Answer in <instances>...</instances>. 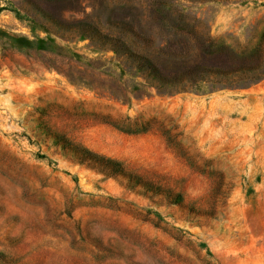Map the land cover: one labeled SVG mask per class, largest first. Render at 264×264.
Masks as SVG:
<instances>
[{
  "label": "rangeland",
  "instance_id": "1",
  "mask_svg": "<svg viewBox=\"0 0 264 264\" xmlns=\"http://www.w3.org/2000/svg\"><path fill=\"white\" fill-rule=\"evenodd\" d=\"M157 1L0 0V264H264V0L172 5L202 35L249 56L259 69L239 76L258 82L180 93L147 87L144 94L136 84L145 80L124 56L71 28L88 20L106 30L110 22L144 18ZM58 55L98 61L115 78L105 88L73 83L54 68ZM118 89L127 100L112 94ZM67 111L176 127L191 153L225 177L229 190L217 217L186 216L63 155L39 131L43 121L68 126L97 152L181 179L188 200L210 192L206 175L159 132L128 135L69 119Z\"/></svg>",
  "mask_w": 264,
  "mask_h": 264
},
{
  "label": "trees",
  "instance_id": "2",
  "mask_svg": "<svg viewBox=\"0 0 264 264\" xmlns=\"http://www.w3.org/2000/svg\"><path fill=\"white\" fill-rule=\"evenodd\" d=\"M173 1L159 0L144 18H123L116 23L110 22L106 30L88 20L76 22L71 29H76L92 39H98L103 46H107L120 57L124 56L130 66H135L136 71L145 80V84H136L138 90L144 94L148 92L147 87L155 88L159 92L180 93L202 88H240L258 82L259 79L256 78H242L239 73L259 69V65L253 66L249 56L238 54L212 37L202 35L186 14L173 9ZM143 22L167 26L171 30L152 32ZM57 63L54 68L76 84L87 80L83 83L90 87H95L92 83H97L99 88H105L106 82L115 78V72L102 68L98 61L90 60L85 64L58 55ZM117 91L118 93L112 94L124 100L128 99L126 92L120 89ZM67 114L69 119L80 118L85 123L106 124L128 135L159 132L169 149L192 169L206 175L210 183L208 195L188 200L181 179L135 167L125 160L97 152L77 140L70 133L68 126L59 130L55 125L43 121L38 127L41 134L52 140L62 154L72 161L106 177L122 178L127 187L138 189L144 195L161 197L169 204H176L185 211L186 216L206 219L217 217L218 201L220 198H226L229 190L225 177L219 171L207 168L204 160L201 163L198 154L191 153L182 142V133L177 132L176 127H167L155 119L144 121L139 117L112 119L97 113L72 111H67ZM43 115L53 117V114L47 111H44Z\"/></svg>",
  "mask_w": 264,
  "mask_h": 264
}]
</instances>
